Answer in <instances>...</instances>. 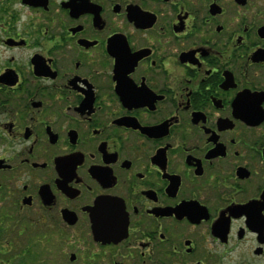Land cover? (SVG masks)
<instances>
[{"label": "flooded vegetation", "instance_id": "obj_1", "mask_svg": "<svg viewBox=\"0 0 264 264\" xmlns=\"http://www.w3.org/2000/svg\"><path fill=\"white\" fill-rule=\"evenodd\" d=\"M0 264H264V0H0Z\"/></svg>", "mask_w": 264, "mask_h": 264}]
</instances>
